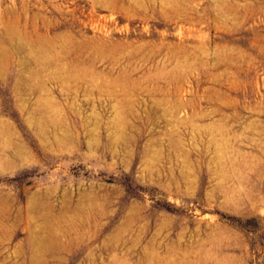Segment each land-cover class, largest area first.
Listing matches in <instances>:
<instances>
[{
	"label": "rangeland",
	"instance_id": "1",
	"mask_svg": "<svg viewBox=\"0 0 264 264\" xmlns=\"http://www.w3.org/2000/svg\"><path fill=\"white\" fill-rule=\"evenodd\" d=\"M0 264H264V0H0Z\"/></svg>",
	"mask_w": 264,
	"mask_h": 264
}]
</instances>
